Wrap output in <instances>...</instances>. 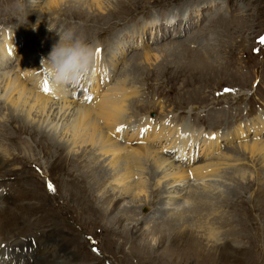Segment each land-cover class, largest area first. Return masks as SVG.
<instances>
[{"label":"rangeland","instance_id":"rangeland-1","mask_svg":"<svg viewBox=\"0 0 264 264\" xmlns=\"http://www.w3.org/2000/svg\"><path fill=\"white\" fill-rule=\"evenodd\" d=\"M42 1L40 0L38 4L33 3L31 5L30 3L23 22L16 20V26L22 28L16 30L18 35L21 32H26L25 30L32 31V33L28 39L20 36L22 41L24 40L21 43V54L16 56L18 49L15 50L14 55H11L12 59L13 57H23V48L29 46L30 49L31 46L33 47V40L36 36L43 37L41 29L39 30L40 26H47L52 22L59 26L56 31L74 28L78 35L84 37L85 41L88 38L95 40L91 41L95 51H97L95 47H98L96 43L101 45L100 48L103 46L98 56L106 66H108L106 60H109L111 51L116 52L117 46L119 47L128 41V45L131 43L130 46L135 44L137 47L139 43L136 39L146 22L151 21L150 25L158 27V31H154L157 41H153L154 32L146 29V33L142 37L143 42H141L143 46L140 50L122 46L125 56L116 67V75L120 74L121 76H119L122 77V75L125 76L124 73L126 72L129 81L134 83L137 90V99L134 98L129 105V112L131 111L133 116L138 115L135 113H145L159 118L163 113L181 111L182 116L187 118L189 113L185 112H188L190 108H195L198 124L211 129L221 128L223 124L231 127L238 117L243 116V106L248 107L247 112H251L256 104L264 100V47L260 48L261 52L258 57L250 54V49L255 46L254 36L264 28V0H210L211 5L207 2L208 0H195L198 1V5H201L198 11L197 5L190 7V3H194V0H104L99 11L92 5L87 4L86 6V3L82 5L79 1L73 0L68 4L66 3L54 14L48 12L45 14L41 11ZM205 2L207 4L202 7ZM31 6L34 8L33 11H31ZM190 8L196 10L190 12ZM183 13L188 14L187 20L186 17L182 18ZM196 13L200 17L199 15L194 16ZM172 15H174L173 20H177V22L171 28L160 23L163 22L160 18ZM142 17L146 19L141 20ZM153 18L154 21H152ZM157 18L160 26L155 21ZM39 20H41V24L38 22ZM147 24L149 23L145 25ZM179 24H182L183 28L187 27V29H182L183 34L181 36L171 37V31ZM36 27H38L39 33L35 29ZM102 30L101 34L93 36ZM104 30H109V32L113 30L115 34L109 36L110 34H105L106 31ZM131 31L134 32L131 33ZM56 38L52 40L53 44L59 39L58 36ZM186 39L188 41L192 39V42L188 44ZM108 40H110L111 46L109 49H105L104 41ZM184 40L186 41L185 46L183 47L182 44L183 49L180 48L178 52L174 53V56L156 51L168 43L167 41L177 43ZM35 43L38 44L36 40ZM44 46L47 47V42ZM186 47L189 50H186ZM255 48H258V45ZM150 49L152 54L155 52V54L160 55L158 61L150 60L149 63L144 61V54ZM125 50H128V53ZM31 53L33 54L32 50ZM47 53L49 54V51L46 52V56ZM198 58L201 59L200 62L195 61ZM132 67L133 70L129 71ZM21 70L19 67L15 72L24 77L25 73ZM221 86H228L230 92L215 97L214 93H219L218 90ZM131 104L132 107L130 108ZM219 108L221 109L219 110ZM11 112V108L9 109L8 106L0 102V125L5 122L8 124L2 126L0 132L8 135L10 134L7 132L8 128L18 126L27 134L24 136L17 133L13 144L1 138L0 140L10 145L13 156L16 155L19 159H24L21 162L25 163L35 180L34 185H30L34 194L24 192L23 197L30 199L32 195L31 200L40 204L37 211L31 212L26 209V205L22 201H18L12 217L18 223L30 226L29 229H36L40 234L39 243L44 244L46 241H51L50 244L53 242L57 244L56 238L49 236V231L53 228L59 235L58 238H61L60 232H62L61 239L73 243L67 247V251H69L68 253L74 251L78 255L76 262L79 261V264H103L100 259L89 252L88 242L85 239L86 235L95 237L97 248L107 260L115 264H203L201 263L202 257L192 253L196 251L195 245L199 248L198 254L213 255L214 250L209 249L210 251H208L204 246L207 242L204 240V236L208 234L207 225L215 228V226H222L223 222L211 215L209 224H204L208 218L206 210H209L206 205L203 206L202 210L194 213L199 216H193L186 221L187 224L185 225H181L179 222L172 225L171 221L166 224L165 219L171 217L170 215L173 213L172 205L163 206L164 204H162L166 195H164L165 186L169 181L161 180L158 185V180H152L150 172L144 169L143 172H147L145 177L148 180L147 184L150 188L154 186L156 188L153 191L149 190L146 198L140 194L136 199L138 195L134 194L132 186L130 191H126L125 187L112 184V178L109 176L102 180L97 179V172L105 168L109 169L106 166V156L102 157L99 153L95 154L89 147L76 150V153L73 150H68L66 146L63 148L65 141L60 139L62 135L58 134L56 137L52 133L47 134L49 132L48 130L45 131V125L35 119L36 112L31 113L32 119L30 118L28 121L22 120L21 117L19 118L18 115ZM218 113H221V116L216 118ZM169 117L171 119H163L164 124L161 123L160 128L165 123H168L169 126L179 124L176 115H169ZM255 118L258 120L260 116ZM237 127L238 129L241 128L237 124L229 133L232 134L237 130ZM242 132L240 137L234 138L229 143L221 138L219 143L224 142L223 144L226 146L218 152L212 151V153L206 154L209 158H205V156L203 159H205L204 163L211 167V170L212 166L214 167L218 163L219 154L228 156L227 165H223L224 161L220 160L222 166L218 169L223 177L221 179L222 184H220L222 192H219L212 200L219 218L223 219L229 216L232 220L230 228L234 227V229H230L229 232L234 235L224 242L225 245L234 246L243 251L245 257L241 264H249V262L251 264H264V168L262 160L258 156L251 158L247 152L241 149V144L244 143H263L264 137L257 141L255 139L249 140L244 129ZM216 134L219 133L214 132V135ZM125 139V143L128 144L129 135L125 136ZM144 140L142 141L145 142ZM162 140L160 145H163ZM51 141L53 145H57V148L50 147ZM142 141L135 144L144 145ZM45 142H49L50 145ZM168 146L166 144L164 148L157 144V150L160 147L166 149ZM197 149L198 152L195 156H202V147L197 146ZM31 164L39 165L43 173L54 182L58 190L57 197L49 198L46 195L39 176L30 169ZM178 164L182 165L183 163ZM192 169L193 167H190L187 170ZM88 170L91 172L90 174ZM210 170L208 169V171ZM91 175L97 179L96 182L92 183L93 177ZM202 180L211 184L217 179L207 177ZM195 181L199 182V180ZM127 182L130 183V180ZM187 182L190 185L187 186L185 182L180 183L187 189L183 190L182 193L178 190L179 197L172 194L174 198H177L174 200L179 201L178 203L185 201L182 199L185 192L189 186L195 183L192 177H189ZM227 188L235 193L234 198L230 195V191L225 190ZM241 197L243 201L236 203V200ZM104 198H109V202L106 200L107 203L105 204ZM121 204L126 205L129 209L124 212L120 208V216L127 220L131 219L130 222L140 230H132V226H127L129 222L127 220L118 226L114 224L112 214L115 209L112 211L111 209ZM144 207L149 208L148 213L141 212ZM43 213L46 214L44 219L42 218ZM138 214L146 217L140 225L136 224L137 218H140ZM32 219L34 221L30 222ZM149 222H155L157 226L154 228L155 231L152 230L153 225ZM158 227L161 228V231H158ZM179 230L181 233L178 232ZM187 233L196 243L192 245L189 243L188 246L184 244L179 249L181 251L174 249L175 246H173L171 239H185ZM220 234H222L221 231L218 232L215 239H209L212 241L209 244L213 243L215 246L222 244L223 241H217ZM196 235L199 236L200 240H197ZM222 239H224L223 236ZM50 251L52 253L55 251L54 245L48 250V252ZM58 257L61 258L60 255ZM213 257L211 256V258ZM250 258L252 260L249 261ZM221 264L234 263L225 261Z\"/></svg>","mask_w":264,"mask_h":264},{"label":"bare ground","instance_id":"bare-ground-1","mask_svg":"<svg viewBox=\"0 0 264 264\" xmlns=\"http://www.w3.org/2000/svg\"><path fill=\"white\" fill-rule=\"evenodd\" d=\"M72 1L73 0H43L41 4L42 5L41 11L45 14H47L46 12L50 14L51 13L54 14L57 13L62 6L66 5V3L68 4L69 2ZM77 1H79L82 5L85 3L86 6L87 4L89 6L92 5L95 8H97V10L99 11V9H101L102 7L101 5L103 4L104 0H89V1L77 0ZM38 2H40V0H30L31 5L33 3L38 4ZM193 2L194 3H190L191 4L190 7L197 5L196 8L198 7L197 9L198 11L199 6L201 5H198V1L194 0ZM207 2H209V4L211 5L210 0H208ZM206 4H207L206 2L205 4H202V7H205ZM33 9H34L33 6H31V11H33ZM194 10L196 9L194 8L193 10H191L190 8V12ZM199 14H201V12H199ZM199 14L196 13L194 16H197ZM187 16H188L187 13H183L182 18L184 19L186 17L187 20ZM160 19H162L163 21L160 23H164L165 27L167 28L169 27L171 28V26L177 22L176 21L174 24H171V22H173L174 15ZM158 20L159 19L157 18L155 21L157 25L160 26V23L158 24ZM152 21H154V18L152 19ZM146 23L149 24L145 25ZM146 23L144 24L143 28L140 29L139 31L140 35L138 36V39H141L143 37V35L146 33V29L150 30V32L158 31V27L156 25H150L151 21H148ZM37 28L38 27H36L35 29L37 30ZM40 29L41 28H39V30ZM39 30H37L38 33ZM13 32H15V34L12 33L11 36L12 35L14 36V40H15L14 42L12 37L10 36H8V39L6 41L5 36L0 35L1 37L0 39V102H2L3 105L5 104L6 106H8L9 109L11 108L12 110L11 113L18 115L19 118L21 117L22 120L28 121L32 116L31 113L36 112L35 119H37L38 122H41L42 125H45L44 126L45 131L48 130L49 132L47 134L52 133L56 137L58 134L62 135L60 139L65 141L63 148L64 146H66V148L68 147V150L70 151L73 150L76 153V150H79L83 147L84 148L89 147L93 150L95 154L99 153L100 155H102V157L106 156L107 157L106 166L109 169L105 168L102 171L99 170L100 172H97V176H98L97 179L99 178L100 180H102L104 179V177L107 178L109 176L110 178H112V182H113L112 184L116 186L125 187L126 191H130L132 186L133 191L135 192L134 194L136 196L138 195L136 199L139 197L140 194L144 195V198H146V195L149 192V190L153 191L154 188H156L155 186L153 188H150L149 184H147L148 180L145 178L147 172H143L144 169H147V171L150 172L152 180H158V185L159 182L161 183V180L167 182L169 181L167 186H165L166 192H164V195L165 194L166 195L164 197V201H162V204H164L163 206L172 205L173 207L171 209L173 210V213L172 215H170L171 217L165 219L166 224L171 221L172 225L173 223L175 224V222H179L181 225H185L187 224L186 221L192 218L193 216H199L194 213L196 211L202 210L203 206L206 205L209 208V210H206L208 218L205 220L204 224L206 225L209 224L211 215L217 218V220H222L223 222L222 226H215V228H212L207 225L208 234L206 235L207 237L204 236V240L207 242L204 244V246L206 247V249H208V251H210L209 249H213L214 251L213 250L212 251L214 253L213 255H209V256L204 255L203 253L198 254L197 251H199L198 250L199 248L195 244L194 245L196 247V251L195 252L191 251V252L197 254L198 257H202L201 263L203 264H205V261L206 264H221L222 262L225 261L227 262L231 261L234 264H241V262H243L245 257L243 251L239 248H235L234 246H230V245L227 246L225 245L226 243H224L229 237L232 238L231 236L234 235L229 232L230 229H234V227L230 228L232 223L231 217L228 216L226 218L220 219L217 213L218 211L216 212L217 209H215V206L212 203L213 198L217 196L219 192L220 193L222 192L220 184H222L221 179H223V177L221 173L218 172V169L221 168L222 164L225 166L227 165L226 163L228 162L227 161L228 156H226V154L223 155L222 153L219 154L217 157V159L219 160L218 163H216L214 167L212 166V169L210 170L211 167H209L208 164H205L203 162L204 160L201 161V164L193 163V158L195 155H193L192 151L194 147L200 146L199 142H201V145H203L202 153H201L202 156L205 157L206 154L212 153V151L218 152L221 149L219 143V140L221 138H223V140L229 143V141L233 140L234 138H237L238 136L240 137V135H242L243 128L238 129L237 127V130H235L232 134L225 133L223 135L220 134L211 135L209 131L206 132L204 131L203 128L196 129L193 126L188 125L187 122H185V119L187 118H185L183 121H179V124H176L177 127L176 125L169 126L168 123H165V125L161 127L159 131L158 136L160 137V142L163 139L162 140L163 145H160V143H158L159 146L165 148V145L167 144L169 146L166 149H164L165 151L170 150V152L173 155L176 154L177 158L186 159L183 164L180 162L182 165L180 164L174 165L170 162L169 158L166 155H162L158 153V151L154 148L145 146L143 144L142 145L135 144L134 146H131V144L128 145L130 143L129 141L135 140L137 138V133H138V128L135 126H131L132 124L130 125L126 120L128 119L126 116L127 110L129 109V105L132 102V97H134V95L136 94V88L133 87L135 86L134 83L129 81L130 79H128V76H126L127 73L125 71H124L125 76L122 75V77H120L121 76L120 74H119L120 76L116 75L117 74L116 67H118L119 61H121V59H123V57L125 56V52L122 50V46L130 49L131 48L136 49L135 44H132L134 46H130L131 43L128 45V41H126L125 44H122L119 47L117 46L116 52L111 51L110 53L108 66L105 65L104 61L101 58H99L97 51H95V64L92 67L90 74L84 79H82L78 84L72 86L73 88L76 86H80L81 88H83L86 86V82H88L90 84L89 91L90 94L92 95V100L90 103L87 102L82 103V101L81 102L79 101L78 103L74 100V98L70 99L68 97V95L70 94L69 90L67 92L51 91L50 94H45L44 91L42 90V87L45 81L48 82V78L46 74L40 71L37 73H32L30 72L33 69L31 65H27V66L21 65V64H25L24 61L28 58L33 61L35 60V57L41 58V56L34 55L31 53V50L33 51L32 46L30 47V49L29 46L23 48L22 51L23 57H13L12 59L11 55H14L13 54L14 51L21 46V44L19 45L17 44L19 42H22V38L20 37V35L17 34L18 31H13ZM132 32L134 31H131V33ZM179 36L180 34L177 35L176 38ZM157 40L158 39L155 37V32H154L153 41H157ZM186 40L188 44L192 42L191 41L192 39H190L189 41L188 39ZM184 41L177 43L172 41H167L168 43L159 47L158 50L156 51H159V53L162 52L164 54H169V55L172 54L174 56V53L178 52L180 48L183 49L182 44L184 47L185 46L184 44L186 43V41L185 42ZM142 46L143 45H141V47ZM21 48L22 46L19 49ZM128 50L125 51L128 53ZM186 50H189V48L186 47ZM151 54H152L151 49L148 52H145L143 57L145 59L144 61L149 63L150 60H153V62L159 60L160 58L159 54L157 55L155 54V52L152 55ZM194 56H195V52H194ZM196 56L198 57V55ZM195 61L200 62L201 59L198 58V60ZM13 62H15L14 67L16 68L14 70L11 69ZM19 67L22 69L21 71L25 73L24 77L18 74V72H15L18 70ZM132 70L133 67L129 71ZM72 94L74 95L73 91L71 92V95ZM70 109L73 111L71 112ZM259 116L260 115H258V117ZM118 128H121L122 130L117 131ZM260 129H262V127H260ZM7 132H10V134L16 132L20 135L27 134L25 130L21 129L18 126L16 127L11 126V128L7 129ZM202 132L204 133L209 132V133L203 134ZM127 135H129V139H127L128 144L125 143L126 141L125 136ZM45 143L50 145L49 142H45ZM52 146L57 148V145L56 146L55 144L53 145V142L51 143L50 147ZM241 149L244 150V152H247L251 156V158H255V156L256 157L258 156L259 159L262 160V165L264 168V142L263 143L252 142L251 144L244 143L241 144ZM205 158H209V156H206ZM220 160H223L224 162L220 164ZM2 165L3 164L0 163V167H2ZM190 167H193V169L187 170ZM208 169L210 171H208ZM90 173L91 172L89 171V174ZM4 176H11L12 180L11 181L6 180L2 182V184L9 183L11 184V186H15V189L13 190V192L12 190H10V192L6 196L0 198V240H4L3 242L5 246L14 247L15 245L18 244L16 236H23L22 234L23 231L30 228V226H28L27 224L18 223L16 219L12 217V215H14L16 211V203L18 201H22L26 205V209L31 212L34 210L37 211L40 207V204L31 200L33 198L32 195L30 196L31 197L30 199L23 197L24 192H28L29 194H34V193L31 189L27 188V185L25 183L21 181V178H19V174L13 168H10L5 174L0 173V178ZM189 177H192V180H194L195 183L189 186V189L185 192L184 194L185 196H183L182 198L185 200L184 201L185 203L184 202L178 203L179 201L177 200L175 201L174 199L177 198H174L172 194L176 195V197H179L180 196L179 191L182 193L183 190L187 189L185 188L184 185L183 186L180 185V183L185 182L187 186L190 185L187 182ZM207 177L213 179L216 178L217 180L213 181V183L211 184L206 183L202 179ZM97 179L93 177L92 183L96 182ZM227 179L230 180V178ZM129 180L130 183L127 182ZM195 180H199V182ZM263 181H264V177H263ZM225 190L228 192L230 191L229 188ZM230 192H231L230 195L233 196L234 198L235 193L234 192L232 193V191ZM11 193L12 196L10 195ZM224 193L226 195V192ZM159 199L161 200V198ZM106 200L109 202L110 199L104 198V201ZM107 201L105 202V204L107 203ZM241 201H243L242 197L236 200V203ZM123 204L116 205L115 208L111 209V211L115 209L114 213L111 214L113 216L114 224L117 226L118 224L120 225L122 224L123 221L127 220L121 217L119 213L120 208L124 212L129 209V207H126V205ZM179 207L180 209H178ZM144 209L147 210V212L145 213H148L149 208L144 207ZM138 215L140 218H137L138 220L136 221V224L140 225L142 224L141 222H143V220L146 217L140 214ZM45 216L46 214L43 213L42 218L44 219ZM130 220H127L129 221L127 223V226H132L131 227L132 230H140L138 227H135V225L131 223ZM149 223H152V225L155 226V227L152 226L153 228L152 230L155 231L154 228L157 227L155 222H149ZM34 226H36V224H34ZM33 230L36 231V229ZM158 231H161V228L158 227ZM220 231L222 234L219 235V239L217 241H223V243L220 245L216 244L218 246H215L213 243L209 244V242H212L211 241L212 239H215L218 232ZM178 232H180V230ZM60 234L63 236L62 232H60ZM49 236L51 238H56L57 244L53 242L55 246V251L53 253L51 251H50L51 253H47L48 250L44 247L42 243H39V247H37L35 252L36 253L35 258L32 260V262L27 263L26 260L24 259L22 261V264H76L75 262L78 258V255L74 251H71V253H68L69 251H67V247L72 245L73 243L61 239L62 236L61 238H58L59 235L55 230H53V228L52 230L49 231ZM180 236L177 237L180 238ZM222 236L224 237V239L221 240ZM195 237L197 238V240H200L198 235H196ZM74 241L77 242L76 239H74ZM171 242L173 243V246H175L174 249L178 251H181L179 249L184 244L185 246H188L189 243H191V245L193 243H196L195 241L192 240L191 235L188 233L186 234L185 239L182 238L177 240L171 239ZM59 255L61 256L60 259L58 257ZM211 256L214 257L211 258ZM250 260L252 259L250 258L249 261ZM7 264H11V261L10 263ZM12 264H19V262L17 263L12 261ZM249 264L251 263L249 262Z\"/></svg>","mask_w":264,"mask_h":264},{"label":"clouds","instance_id":"clouds-1","mask_svg":"<svg viewBox=\"0 0 264 264\" xmlns=\"http://www.w3.org/2000/svg\"><path fill=\"white\" fill-rule=\"evenodd\" d=\"M29 4L30 0H0V15L23 22ZM13 27L11 24L0 25V30L7 31L11 37ZM56 34L59 39L47 58H41V66L51 90L67 92L90 74L95 64V50L74 28L56 31Z\"/></svg>","mask_w":264,"mask_h":264},{"label":"snow or ice","instance_id":"snow-or-ice-1","mask_svg":"<svg viewBox=\"0 0 264 264\" xmlns=\"http://www.w3.org/2000/svg\"><path fill=\"white\" fill-rule=\"evenodd\" d=\"M259 43L264 44V37L260 38ZM42 90L44 91L45 94H50L51 93V89H50L47 81L44 82ZM87 99L90 100L91 98L88 97ZM121 130H122L121 128L117 129V131H121ZM48 188H49L50 192H54V187L51 184L48 185ZM93 251H96V249H93Z\"/></svg>","mask_w":264,"mask_h":264}]
</instances>
